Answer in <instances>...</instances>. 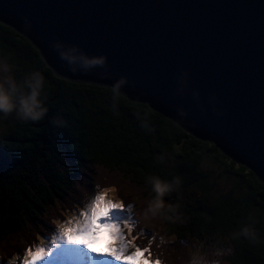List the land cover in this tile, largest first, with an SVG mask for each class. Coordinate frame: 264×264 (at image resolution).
<instances>
[{"label":"trees","instance_id":"trees-1","mask_svg":"<svg viewBox=\"0 0 264 264\" xmlns=\"http://www.w3.org/2000/svg\"><path fill=\"white\" fill-rule=\"evenodd\" d=\"M0 60L18 85L16 102L27 74L43 76L47 109L38 121L0 117V263L58 234L92 190L113 188L132 206L135 228L125 236L148 249L151 263L198 264L185 241L217 235L228 249L214 259L211 248L204 263L264 264V183L251 170L146 104L52 75L33 44L2 23ZM223 178L231 183L225 191L217 187Z\"/></svg>","mask_w":264,"mask_h":264},{"label":"water","instance_id":"water-1","mask_svg":"<svg viewBox=\"0 0 264 264\" xmlns=\"http://www.w3.org/2000/svg\"><path fill=\"white\" fill-rule=\"evenodd\" d=\"M56 76L112 88L264 183V0H0Z\"/></svg>","mask_w":264,"mask_h":264},{"label":"rangeland","instance_id":"rangeland-1","mask_svg":"<svg viewBox=\"0 0 264 264\" xmlns=\"http://www.w3.org/2000/svg\"><path fill=\"white\" fill-rule=\"evenodd\" d=\"M207 170L209 168H211V166H208L206 167ZM215 169V168H213ZM104 180V179H102ZM90 184L89 186L91 185L92 188H93V181L92 179H90ZM105 183L107 184H111L112 182H115L113 180H104ZM231 186V183L230 182H227V180H225L224 178L223 179H219L218 182H217V187L219 188V190H227L226 188L229 189V187ZM111 189V191H104L106 192V194H104V197H103V200H107V201H111L112 203H115L117 200H119L118 196L116 195V192L113 190V188H109ZM100 193H97L95 191L92 190V194H91V198L90 200L88 201V203L85 202L84 204V208H82V206L80 207V210L79 212L77 213H73V214H70L69 216H67L66 218V221L63 222L62 226L64 228H76L79 226V222L81 220H83V217L80 216V213L81 212H87L89 211L88 210V205L90 204L91 200ZM101 207H103V201L101 202ZM132 211V206L131 205H128L126 208H121L120 210H112L110 212V215L113 219V221L115 220H118L120 223H123L127 220H129V213ZM102 217L100 219L97 220V224L100 225L101 224V221H102ZM134 222L131 225V230H133L135 228V225H133ZM124 229V227H122V230ZM126 230L128 232L129 229L126 228ZM98 231H101V226L97 227L95 229V233L98 232ZM124 233V238L126 240H128V236L126 235L125 236V232L123 231ZM95 236V235H94ZM90 237V243H89V248H91V251H89V248H85L83 247V245H72V244H66V243H58L56 247H53L52 245V241H48L46 244H43L41 243V245H37L35 246V250L37 247H43L45 249V251L49 254H51L52 252H60L61 249H64L65 247H72V248H77L80 253H83V263L86 262L87 264V260L85 261V257H88V261H91V259L94 260L95 264H139V262H141L140 260V257L139 256L137 258V260L135 261H131V262H125V261H117V260H114L112 259V257L108 256L106 257L105 255H107V252H108V245H112L113 247H116L118 246L119 242L114 238V237H111L109 241L106 242V244H103L102 246L98 247L97 249L92 247L93 245V242L91 241L93 239V237ZM55 237H59V235L55 236ZM213 238L214 241L212 239H208L207 242H202V241H196V240H191V241H185V244L187 245V248L190 252H192L193 254H195V257L198 261V264H206L204 263V261H202V257L205 258L207 257V255H209L211 252H210V249L211 248H214L212 249V252H215L213 257L215 259V257H218L217 254H219V251H224V250H227V244L225 243L224 239L223 238H220L219 236H214ZM53 240V238L51 239ZM92 243V244H91ZM91 246V247H90ZM184 246V244H183ZM58 247V248H57ZM107 248V249H106ZM32 247H28V249H25L23 251V253H25L26 251H32ZM50 249V251H49ZM133 249L131 248V246H129V251H132ZM214 250V251H213ZM35 252V251H33ZM106 252V253H105ZM24 258L21 257L17 260H12L11 262H6L4 261V263H0V264H23V261L25 259V255L23 254ZM101 256V257H99ZM143 261L146 263V264H151L150 262V259L145 256V259L143 258ZM202 261V262H201ZM38 262V261H37ZM211 264H214V263H211Z\"/></svg>","mask_w":264,"mask_h":264},{"label":"snow or ice","instance_id":"snow-or-ice-1","mask_svg":"<svg viewBox=\"0 0 264 264\" xmlns=\"http://www.w3.org/2000/svg\"><path fill=\"white\" fill-rule=\"evenodd\" d=\"M48 71L52 75H57L55 70L49 68ZM123 99V97H121ZM155 114V113H153ZM171 123V121H168ZM105 191H111V189H106ZM104 193L96 195L88 205L87 212H81L80 216L83 220L79 222V226L76 228H64L63 226L59 229V237H53L52 245L56 247L58 243H66L72 245H83L85 248H89L90 237L95 235V229L99 226L109 229V235L114 237L118 242V246L113 247L108 245L107 255L112 257V259L117 261L131 262L137 260L142 253L147 252V248H140L132 243L131 240H126L124 238V233L119 221H113L110 212L112 210H120L123 205L119 200L115 203L111 201L103 200ZM103 201V207H101V202ZM103 218L101 224H97V220ZM124 228H128L131 231V226L128 223L123 224ZM150 243V241H149ZM129 246L133 249L129 251ZM58 248V247H57ZM50 251V249H49ZM91 251V248H89ZM25 259L23 264H37V261H43L48 253L43 247H37L35 252L26 251L24 253ZM101 257V256H99ZM154 264H158L154 262Z\"/></svg>","mask_w":264,"mask_h":264},{"label":"clouds","instance_id":"clouds-1","mask_svg":"<svg viewBox=\"0 0 264 264\" xmlns=\"http://www.w3.org/2000/svg\"><path fill=\"white\" fill-rule=\"evenodd\" d=\"M25 90L19 102L14 101L12 92L18 88L11 75L10 66L0 60V117L14 114L22 120L38 121L43 118L47 109L43 106L41 93L44 78L38 71L30 72L24 79ZM159 180L154 183V190L159 194L164 188ZM250 229L245 228L243 233L249 234Z\"/></svg>","mask_w":264,"mask_h":264},{"label":"bare ground","instance_id":"bare-ground-1","mask_svg":"<svg viewBox=\"0 0 264 264\" xmlns=\"http://www.w3.org/2000/svg\"><path fill=\"white\" fill-rule=\"evenodd\" d=\"M118 221V220H115ZM112 236L109 235V229L104 228L101 226V231H98L95 233V236L91 240L93 242L94 248H98L102 246L103 244H106L107 241L110 240ZM62 253H55L54 255L45 257L41 263L38 264H82V257L83 253H80V251L77 248H65L64 250L60 251ZM69 258V261L67 262ZM87 257H85V261ZM94 260L90 263L93 264ZM85 264V262L83 263Z\"/></svg>","mask_w":264,"mask_h":264}]
</instances>
